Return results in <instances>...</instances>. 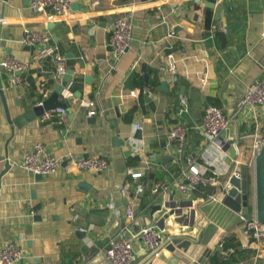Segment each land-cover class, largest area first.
Instances as JSON below:
<instances>
[{"label":"crops","instance_id":"1","mask_svg":"<svg viewBox=\"0 0 264 264\" xmlns=\"http://www.w3.org/2000/svg\"><path fill=\"white\" fill-rule=\"evenodd\" d=\"M29 1L0 0V62L12 56L27 66L20 84L12 83L0 66V172L6 161L10 164L0 177V247L11 242L24 250L16 264H105L110 239L125 227L134 233L133 224L164 227V243L178 235L196 238L197 207L214 195L219 200L221 185L237 169H246L253 213L254 165L249 141L239 136L253 130L264 135L262 119L252 123L244 114L235 115L222 133L228 153L224 162L208 159L215 147L198 128L205 105L234 115L246 87L264 78V0H73L71 11L61 17L35 14ZM77 3L79 8L73 9ZM120 17L131 19L133 33L129 48L114 61L107 41L111 24ZM26 30L44 32L49 39L27 44ZM54 53L64 58L66 72L72 71L59 97L67 105L65 115L52 110L48 117L42 114L17 127L15 119L40 100L41 83L50 94L58 87ZM173 59L174 78L167 70ZM205 70L207 83L201 89L197 74ZM134 75L147 85L141 87ZM135 89L147 92L129 97ZM179 94L186 105L180 104ZM86 100L95 102L97 115L86 116L80 106ZM176 122L187 128L184 156L217 182L188 196L177 190L186 162L176 160L174 141L168 137ZM36 143L56 157L105 156L108 171L67 172L60 167L37 179L20 167L24 152ZM130 169L142 172L135 184ZM124 184L133 191L136 184L142 187L133 199L135 219L128 223L122 217L125 226L110 237L117 223L107 226L106 221L126 206V196L115 191ZM153 206L159 208L148 218ZM228 238L242 249L232 264H264V240L245 238L242 225L226 231L210 252H219L218 245Z\"/></svg>","mask_w":264,"mask_h":264},{"label":"built area","instance_id":"2","mask_svg":"<svg viewBox=\"0 0 264 264\" xmlns=\"http://www.w3.org/2000/svg\"><path fill=\"white\" fill-rule=\"evenodd\" d=\"M73 0H30L29 8L35 14L65 16L71 11V4ZM48 9V11H47ZM1 20V19H0ZM133 24L130 18L120 17L113 21L109 30L107 47L109 54L114 61L120 57L129 48L132 40ZM173 34V33H171ZM170 34V35H171ZM49 36L40 31H25V42L27 44L44 43L47 42ZM55 70L53 78L60 83L63 76L66 74V65L64 58L58 54L53 55ZM177 60L173 59L167 66L168 73L174 78L177 72ZM0 66L8 71L11 75L12 83L20 84L23 81L22 73L26 69V64L20 62L12 56L5 57ZM198 86L203 89L207 83L206 70L197 74ZM42 95L36 105H42V102L50 94V89L46 87L45 83L40 84ZM147 89H135L128 92V96L135 98L139 94H144ZM179 102L181 105H186V98L183 94H179ZM80 106L86 109V116H95L98 114L95 102L93 100H86L81 102ZM54 112L59 116L65 115V110L62 108L54 109ZM52 111L44 112L43 115L48 117ZM236 114H244L246 119L256 123L258 119H262L264 123V78L259 79L248 85L236 103V111L234 115H227L222 107L215 105H205L202 109L200 118L199 132L200 134L215 148L213 153L208 154V159L215 162H224L228 157L225 150L226 141L222 137V133L228 131L229 126L234 121ZM139 128V124L136 125ZM187 128L179 122L174 123L168 132V137L174 141V154L176 160L180 161L184 158L186 162L185 169L182 170L180 180L177 184V190L181 195H189L198 187H208L215 185V176L206 174L204 170L194 169L193 159L190 156H184V148L186 144ZM241 141H249L250 163L254 165V160L264 144V135L256 130L246 132L239 136ZM236 154L239 153V146L234 144ZM212 162H206L211 165ZM234 164H237L236 159H231ZM20 167L35 175L49 176L55 173L60 167L65 171L71 170L90 171L93 173H104L108 171L109 163L105 156L91 155L87 157H78L67 154L64 157H56L46 152V148L41 143H36L30 149L26 150L20 162ZM234 176L242 178V171L240 169L234 170ZM142 175L141 171H134L130 169L128 176L131 178L132 183H136L137 179ZM135 190H131L129 184H124L120 193L123 196L129 197V202L125 206L122 213L124 221L131 223L135 219L133 210V199L135 195L142 192V187L136 184ZM222 189H227L229 184L225 182L221 185ZM157 192V189L154 190ZM219 194L222 195L221 191ZM212 196V199H216ZM79 219L78 214H74L73 220ZM78 230H85L81 226L77 227ZM166 230L164 227H157L155 224L141 229L137 233H133L125 227L122 232L117 236L110 239L109 249L104 251V255L109 264H131L134 255L130 241L135 239L140 245L149 253L157 252L164 244L163 234ZM242 235L252 241L261 242L264 240V223L259 222L254 214L248 220L242 223ZM168 239V237H167ZM165 239V241H167ZM218 251L223 256L228 255V250L223 249V243L218 245ZM212 252L209 253L211 255ZM208 255V257H209ZM25 256L24 250L15 245L14 243H7L0 247V264H16L21 261Z\"/></svg>","mask_w":264,"mask_h":264},{"label":"water","instance_id":"3","mask_svg":"<svg viewBox=\"0 0 264 264\" xmlns=\"http://www.w3.org/2000/svg\"><path fill=\"white\" fill-rule=\"evenodd\" d=\"M78 6L77 3L72 8L78 9ZM48 29H52V24H48ZM52 38L55 39L54 36ZM71 75L72 71L68 70L58 87L42 102V105H35L30 111L15 119V125L20 127L36 116L56 108L67 109L66 103L59 101V97L71 80ZM9 167L10 164L6 161L5 168L0 172V177ZM35 176L37 179L42 178L41 175ZM225 181L229 187L225 190L220 187L222 195L219 200L210 199L197 207L200 219L195 225L199 230L196 238L188 235L168 237L167 241L155 253H149L144 248L140 250L139 242L132 239L130 245L136 256L131 264H206L210 251L216 248L223 234L238 225H242L244 220H248L252 216V212H250L252 209L249 207V182L246 169L243 168L242 170V178L231 175L226 177ZM82 186L84 185L82 184ZM120 189L121 187H118L115 191H118L119 194ZM31 193L33 194V192ZM129 197L125 198L124 205L128 204ZM158 208V206H153L148 213V218H151L152 212ZM123 211H119L118 215L112 213L106 221L107 226L114 222L117 223L115 231L113 230L109 234L110 237H113L120 227L125 226L122 220ZM253 214L259 222L264 223V144L254 160ZM150 225L153 224L151 222L141 226L133 224V231L137 233ZM107 249H109V244L105 247V250ZM103 259L105 264H109L104 257ZM88 264H94V262Z\"/></svg>","mask_w":264,"mask_h":264},{"label":"trees","instance_id":"4","mask_svg":"<svg viewBox=\"0 0 264 264\" xmlns=\"http://www.w3.org/2000/svg\"><path fill=\"white\" fill-rule=\"evenodd\" d=\"M147 68L144 67V71L147 73ZM134 78H136L138 81H142V77L138 75H134ZM139 85L146 86V83L138 82ZM232 248L233 252L231 254H228L226 257H223L219 252L212 253L209 256V263L210 264H232L236 262L237 256H239L242 253V249L240 248L239 244L235 241L234 238H228L223 242V249Z\"/></svg>","mask_w":264,"mask_h":264}]
</instances>
